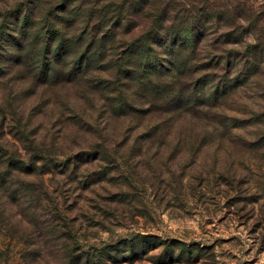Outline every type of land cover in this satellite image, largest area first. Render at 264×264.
Listing matches in <instances>:
<instances>
[{
    "label": "rangeland",
    "instance_id": "374dc122",
    "mask_svg": "<svg viewBox=\"0 0 264 264\" xmlns=\"http://www.w3.org/2000/svg\"><path fill=\"white\" fill-rule=\"evenodd\" d=\"M19 1L25 0H0V11H10ZM218 2L223 9L236 4L246 16L233 35L237 43L213 49L209 41L216 39L214 33L208 36L207 48L197 51L203 60L214 63L223 56L222 61L232 65L196 77L202 86L204 79L220 76L232 89L220 100L222 115L216 121L178 111L155 114L159 117L151 122L140 115L114 117L106 123L103 109L93 111V103L74 89L53 88L43 96H30L29 83L20 89L25 72L1 79L0 104L6 116L0 133L8 141L6 148L23 153L25 144L14 140L16 122L9 121L7 113L20 116L21 125L35 117L36 124L49 131L46 156L59 164L43 177L52 202L31 208L28 222H22L15 209L0 214V240L6 229L14 238L8 248L14 260L7 264H33L29 263L33 256L25 255L37 247L26 246L29 240L50 250L49 223L56 234L68 237L76 255L89 257L87 264H264V0ZM4 50L0 46L1 59ZM160 52L157 62L167 74L172 52ZM180 78L181 84L192 87L187 73ZM132 86L137 89L135 83ZM69 96L78 101L76 111L86 108L93 113L95 129L111 127L105 158L88 164L74 158L96 138L76 131L80 124L75 123L74 112L58 101ZM167 100L160 102L161 108H173L180 99L169 104ZM214 101L195 110L217 114L209 105H217ZM151 106L157 103H147L144 109ZM154 125L161 133L148 131ZM30 130L28 125L24 138L31 139ZM55 150L63 154L55 156ZM98 174L104 180L91 184Z\"/></svg>",
    "mask_w": 264,
    "mask_h": 264
},
{
    "label": "trees",
    "instance_id": "16d2710c",
    "mask_svg": "<svg viewBox=\"0 0 264 264\" xmlns=\"http://www.w3.org/2000/svg\"><path fill=\"white\" fill-rule=\"evenodd\" d=\"M233 5L236 4L223 9L218 0L19 1L10 11H0V46L5 48V56L0 58V81L5 75L18 77L25 72L26 76H22L25 82L20 89H25L23 85L29 83L26 90L31 91L30 96L38 93L43 96L53 88L66 92L74 89L82 99L93 103V111L103 109L106 123L114 117L140 115L147 116L151 122L159 117L155 114L178 111L189 113L192 118L210 117L216 121L222 115L220 100L226 98L232 89L220 76L204 79L202 86L196 77L208 70L232 69V65L223 62V56H219L214 63L207 57L203 60L197 51L207 48L208 36L214 33L216 39L209 41L213 49L218 50L226 43H237L233 35L240 29L246 14ZM160 51L169 55L172 52L169 66H166L167 69L170 67L167 74L161 70L165 66L157 62ZM6 53L15 56L16 60H9ZM190 60L194 62L190 63ZM185 73L192 87L179 81ZM133 83L137 89L133 88ZM240 85L238 82L237 87ZM191 95L193 98H190ZM166 98L168 104L180 100L173 108L163 109L160 102ZM211 98L214 103L218 102L217 105L209 104L217 114L211 116L210 112L195 110L197 106L208 105ZM58 101L74 112L73 117L78 119L75 123L80 124L76 131L96 138L95 142L89 140L86 149L75 153L74 158L83 161V164L105 158L111 135L108 130H112L109 124L104 126V130L95 129L93 113H87L86 108L81 113L76 111L80 107L75 96ZM11 103L8 104L10 108ZM147 103H157V106L145 110ZM1 113L6 111L0 104ZM7 114H11L9 121L16 122V130L12 134L14 140L25 144L22 146L23 153L19 149L8 150V141L0 133V214L15 209L20 220L28 222L31 208H37L41 203L44 206L51 200L49 184L43 177L53 174L59 164L46 156L50 155L46 153L44 142L48 140L49 131L36 124L35 117L27 118L21 125L20 116ZM5 116L0 117L1 124ZM28 125L32 126L31 139L24 138ZM66 127L68 125L63 130ZM149 128L148 131H153L152 135L161 133L158 125ZM61 154L54 151L55 156ZM101 180L104 176L98 174L90 183ZM50 226L51 223L48 228L53 235L48 246L50 250L39 242H26L28 247H37L26 253L25 256H33L29 263L87 264L89 257L76 255L73 244L66 240L68 237L56 234L57 230ZM3 237L0 240V262L7 264L14 260L8 249L14 238L9 229Z\"/></svg>",
    "mask_w": 264,
    "mask_h": 264
}]
</instances>
